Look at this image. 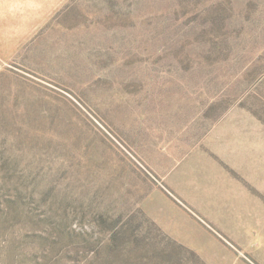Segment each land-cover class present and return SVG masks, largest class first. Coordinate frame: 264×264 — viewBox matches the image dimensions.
<instances>
[{"label": "rangeland", "instance_id": "1", "mask_svg": "<svg viewBox=\"0 0 264 264\" xmlns=\"http://www.w3.org/2000/svg\"><path fill=\"white\" fill-rule=\"evenodd\" d=\"M13 2L0 264H264V0Z\"/></svg>", "mask_w": 264, "mask_h": 264}, {"label": "crops", "instance_id": "2", "mask_svg": "<svg viewBox=\"0 0 264 264\" xmlns=\"http://www.w3.org/2000/svg\"><path fill=\"white\" fill-rule=\"evenodd\" d=\"M47 8L49 11L51 7L48 6ZM43 12L44 9L40 11V14ZM22 16L18 3H14L13 0H0V42L4 40V34L8 35V41H12V35L17 36L18 31L17 29L13 30L12 25H17ZM0 51H3L2 46H0ZM226 210H229V206ZM158 226L160 227V225Z\"/></svg>", "mask_w": 264, "mask_h": 264}]
</instances>
